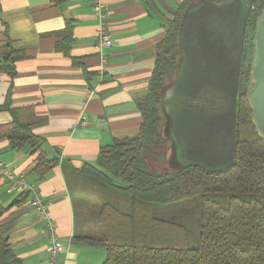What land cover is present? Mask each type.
Returning <instances> with one entry per match:
<instances>
[{
	"label": "crops",
	"instance_id": "crops-1",
	"mask_svg": "<svg viewBox=\"0 0 264 264\" xmlns=\"http://www.w3.org/2000/svg\"><path fill=\"white\" fill-rule=\"evenodd\" d=\"M182 1L105 0L113 45L106 50L108 63L101 76L92 0H0V106L9 99L14 110L0 109V160L10 171L36 183L47 201L49 218L65 246L56 264H101L106 258L104 246L75 239L88 235L103 240L105 234L93 221L77 228L67 180L85 163L95 164L103 146L139 133L142 113L138 102L148 93L157 44ZM202 1L193 0L189 10ZM206 1L214 3L209 15L213 18L218 17L217 8L232 6H217L215 2L220 0ZM233 12H237L234 7ZM192 28L181 32L179 41L178 68L185 60L184 70L188 56L181 50ZM9 41L24 52L15 61L14 76L3 70L11 62L5 56L11 50ZM202 50L201 58L206 61ZM184 70L173 79L184 78ZM181 87H174L165 99ZM18 123L29 124L33 134L43 140L37 151L28 144L11 146L9 134ZM40 157L59 158L43 177L33 172ZM7 183L0 170V224L14 251L24 264H50L47 219L30 207V197L13 203L21 193H9Z\"/></svg>",
	"mask_w": 264,
	"mask_h": 264
},
{
	"label": "trees",
	"instance_id": "trees-1",
	"mask_svg": "<svg viewBox=\"0 0 264 264\" xmlns=\"http://www.w3.org/2000/svg\"><path fill=\"white\" fill-rule=\"evenodd\" d=\"M192 2L182 1L164 39L157 44L148 93L138 102L142 113L139 133L103 146L95 164L85 163L67 180L77 228L93 221L104 231L103 240L88 235L75 238L104 246L106 258L101 264H264V135L248 94L249 61L259 25L264 22V0L255 5L249 19L251 39L242 66L231 162L218 168L193 162L179 170L156 171L148 158L159 156L157 150L168 140L169 119L162 92L176 74L182 19ZM8 45L11 50L5 56L11 62L3 70L14 76L15 61L24 57V52L14 49L11 41ZM10 108L9 99L0 106L14 113ZM9 139L13 148L28 144L33 152L43 141L29 124L20 123ZM58 163V157H40L33 172L43 177ZM110 189L129 197L127 209L109 200ZM196 196L201 198L200 245L190 247L186 228L155 215L153 209ZM29 197V192H23L13 203ZM0 264H24L1 224Z\"/></svg>",
	"mask_w": 264,
	"mask_h": 264
},
{
	"label": "flooded vegetation",
	"instance_id": "flooded-vegetation-1",
	"mask_svg": "<svg viewBox=\"0 0 264 264\" xmlns=\"http://www.w3.org/2000/svg\"><path fill=\"white\" fill-rule=\"evenodd\" d=\"M215 3L217 6L230 4L234 7L237 11L234 12V27L229 31L224 27L228 19L227 9L224 8L216 7L219 10L216 18L213 16L204 18L199 12L197 17L190 19L193 32H190V38L185 45L188 59L183 73L185 82L180 89L184 93L181 96L178 89L172 93L176 96L179 94V103L173 104L183 113V122L187 121L188 125L194 127V131L191 130L189 133L194 138L201 137L204 124L208 131L216 132V129H220L225 137L229 134L230 106L227 88L238 77L239 95L242 66L246 63L245 51L251 39L248 35L249 19L257 4L251 8L247 0H220ZM201 24L204 26H200ZM254 43L256 46V41ZM202 48L206 61L200 55ZM252 59L253 55L250 63ZM207 64H212V69Z\"/></svg>",
	"mask_w": 264,
	"mask_h": 264
},
{
	"label": "rangeland",
	"instance_id": "rangeland-1",
	"mask_svg": "<svg viewBox=\"0 0 264 264\" xmlns=\"http://www.w3.org/2000/svg\"><path fill=\"white\" fill-rule=\"evenodd\" d=\"M212 6L213 5L212 3H210V1L204 2V4L202 3V5H200V8L202 7V10L200 12L202 13L204 18L210 15V12L213 9ZM191 7L192 6H190V8ZM262 13H264V10ZM227 15L228 19H226L224 27L227 29H233L235 17L232 6L227 7ZM262 24L263 23L259 25V29L261 28ZM228 26L231 27L228 28ZM191 27L192 26L190 25V28ZM255 41L256 46L253 49V59L251 61L252 70L248 84L249 96L256 86V79L254 78L253 72L260 61L258 39L256 38ZM181 52H185V49L181 50ZM181 52L180 55L182 54ZM184 61L185 60H182L179 68L177 67V74L181 73V71L184 70V68H182V66L184 67ZM173 78H175V75ZM175 81V79L169 78L168 84L163 89L162 98H164L166 94H169L170 90L175 89L174 86L177 83H175ZM183 93L184 92H182L181 96H183ZM172 98L173 95L171 93V99ZM252 105L254 111V104ZM163 108L166 111V107ZM166 113L168 114L170 129L166 135L168 137V140L160 150H157V152L160 153L159 156L151 155L148 157L150 159L152 167L156 171L179 170L183 166L193 162L202 163L213 168L222 167L231 162L232 143L230 141V136L225 137L223 131L220 129H216V132L209 130L202 134L203 137L201 139L198 136L193 142H186L185 144L179 145L174 140L175 132L173 130L170 114L168 112ZM109 200L123 209H127L130 205V199L126 194L115 192L111 189L109 192ZM153 211L155 215L161 218H165L182 224L187 230L188 243L190 247H198L200 245L201 198L199 196L188 198L182 201H177L175 203L156 205L154 206Z\"/></svg>",
	"mask_w": 264,
	"mask_h": 264
},
{
	"label": "water",
	"instance_id": "water-1",
	"mask_svg": "<svg viewBox=\"0 0 264 264\" xmlns=\"http://www.w3.org/2000/svg\"><path fill=\"white\" fill-rule=\"evenodd\" d=\"M247 1L251 4V8H252L253 5H255L258 0H247ZM204 2H208V1L204 0L202 2L195 3L194 4L195 9L193 10L188 9L187 14L182 19V32L191 25L190 19L193 16L195 17V15L193 14H198L202 10V7L200 8V5H202V3L204 4ZM200 26H204V25H200ZM183 38L185 39V36H183ZM257 39H258V44H259V49H260V61H259L258 66L254 69V72H253L254 78L256 79V86L254 90L250 93V97L254 104V115H255L256 124L259 130L264 135V22L258 31ZM202 53L204 57V54H205L204 50H202ZM209 67L212 69L213 65H209ZM210 80H212V78H210ZM176 82H175L176 84L174 83L175 88L177 86L178 87L183 86L184 78H182V76L181 78L178 77ZM179 92L182 95V91L178 89V93ZM227 92H228L229 106H230V112H229L230 131H229L228 136H230V141L233 144L234 132L236 128V118H237L236 114H237V102H238V77L232 81L231 86L227 88ZM179 100H180L179 94L178 96L173 95V98L169 100H166L165 96L164 98L161 99L163 107H166L165 106L166 103L168 104V107H166V112L170 114V117L172 120L173 130L175 132L174 140L177 144L182 145V144H185L186 142H193L196 138L192 137V135H189L191 130L194 131V127H192L191 125H188L187 121L186 123L183 122L182 120V117H184L183 113L178 109V106L173 104V103H179ZM206 130L208 131L206 126H203L201 129L202 132L200 133L201 137H203L202 133L206 132ZM201 137L199 138L201 139Z\"/></svg>",
	"mask_w": 264,
	"mask_h": 264
},
{
	"label": "built area",
	"instance_id": "built-area-1",
	"mask_svg": "<svg viewBox=\"0 0 264 264\" xmlns=\"http://www.w3.org/2000/svg\"><path fill=\"white\" fill-rule=\"evenodd\" d=\"M92 7L98 21L96 45L100 60L99 72L100 75L103 76L108 63V53L106 50L113 45V40L108 29L105 0H92ZM0 170L8 180L7 191L9 193L29 192L30 207L34 209L40 217L47 219L46 231L48 233V243L46 250L48 252L50 264H56L60 254L65 250V246L57 236L56 224L49 218L48 203L41 196L37 184L30 182L25 175H18L13 171H10L1 160Z\"/></svg>",
	"mask_w": 264,
	"mask_h": 264
},
{
	"label": "bare ground",
	"instance_id": "bare-ground-1",
	"mask_svg": "<svg viewBox=\"0 0 264 264\" xmlns=\"http://www.w3.org/2000/svg\"><path fill=\"white\" fill-rule=\"evenodd\" d=\"M203 134V133H202ZM189 148V147H188ZM190 150V149H189ZM199 155V154H198Z\"/></svg>",
	"mask_w": 264,
	"mask_h": 264
}]
</instances>
